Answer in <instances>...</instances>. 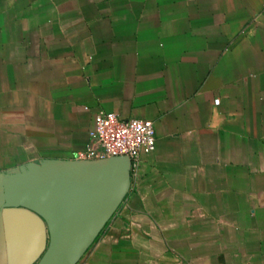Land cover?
I'll list each match as a JSON object with an SVG mask.
<instances>
[{
  "label": "crops",
  "instance_id": "0c3cea01",
  "mask_svg": "<svg viewBox=\"0 0 264 264\" xmlns=\"http://www.w3.org/2000/svg\"><path fill=\"white\" fill-rule=\"evenodd\" d=\"M0 264H264V0H0Z\"/></svg>",
  "mask_w": 264,
  "mask_h": 264
},
{
  "label": "built area",
  "instance_id": "2783aa9c",
  "mask_svg": "<svg viewBox=\"0 0 264 264\" xmlns=\"http://www.w3.org/2000/svg\"><path fill=\"white\" fill-rule=\"evenodd\" d=\"M89 138L85 157H128L133 169L139 164L140 153L151 152L155 147L152 122L137 118L121 119L115 113L103 111L94 115V127Z\"/></svg>",
  "mask_w": 264,
  "mask_h": 264
},
{
  "label": "water",
  "instance_id": "95a60500",
  "mask_svg": "<svg viewBox=\"0 0 264 264\" xmlns=\"http://www.w3.org/2000/svg\"><path fill=\"white\" fill-rule=\"evenodd\" d=\"M114 159V164H118V178L114 181L116 185V192L120 195H124L128 188L129 182V169H130V159L128 157H111ZM59 168L58 170H62ZM108 216V211H106L93 225L91 232H95L102 222Z\"/></svg>",
  "mask_w": 264,
  "mask_h": 264
}]
</instances>
